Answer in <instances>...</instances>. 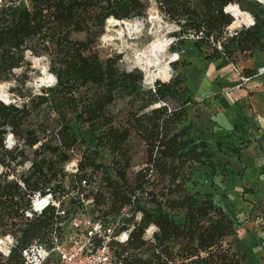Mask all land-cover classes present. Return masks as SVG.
Returning <instances> with one entry per match:
<instances>
[{
  "label": "trees",
  "instance_id": "16d2710c",
  "mask_svg": "<svg viewBox=\"0 0 264 264\" xmlns=\"http://www.w3.org/2000/svg\"><path fill=\"white\" fill-rule=\"evenodd\" d=\"M242 1L155 4L162 17L177 26V44L202 33L193 46L207 60L221 61L218 68L233 65L242 76L253 78L257 70L248 64L256 53L264 55V8L251 10L255 26L222 41L226 28H236L225 8ZM150 5L148 0H0V98L4 83L14 82L13 93L21 86L16 71L28 76L31 58H45L56 82L37 95H22L21 105L0 100V161L5 165L7 158L20 159L21 165L30 159L27 151L32 152L33 168L22 176L31 191L62 176L74 150L83 151L78 161L82 174H98L104 168L97 162L99 153L105 149L111 167L97 177L95 210L104 218L128 212L125 225L133 230L116 252L123 264H244L246 254L233 249V219L211 194L189 187L195 170L215 162L207 143L197 140L187 124V107L197 105L187 78L176 72L170 80L167 71L158 76L163 82L147 87L141 71L120 68L121 56L103 60L99 55L100 39L110 36L106 29L112 34L120 23L144 19ZM110 18L119 22L108 26ZM236 54L244 62L242 68L233 59ZM173 68L177 71L178 64ZM7 128L22 143L16 154L4 148ZM139 147L144 167L133 172ZM26 201L27 192L17 182H0V228L20 237V246L0 264H23L22 248L34 238L44 241L50 230L48 216L22 220L19 211ZM103 206L107 210L101 212ZM151 226L157 231L148 240L145 234Z\"/></svg>",
  "mask_w": 264,
  "mask_h": 264
},
{
  "label": "rangeland",
  "instance_id": "374dc122",
  "mask_svg": "<svg viewBox=\"0 0 264 264\" xmlns=\"http://www.w3.org/2000/svg\"><path fill=\"white\" fill-rule=\"evenodd\" d=\"M148 1L151 5L145 13L144 19L120 23L117 27L119 32L116 31V34H109L106 29V35L117 36L119 33L122 36L120 35L119 39L115 41H110V36L101 38L98 45L99 55L103 60L121 56L120 68L122 70L137 69L141 71L144 74L143 83L147 87L154 86L156 82H163L158 79V76L166 73L169 68L174 71L172 77L169 74L170 80L176 72H181L187 78L190 94L197 102L196 106L189 105L187 107V124L191 125V132L197 140H203L207 143L210 152L213 153V162H215L214 165L195 170L189 187L193 191L198 190L201 193L211 194L214 202L233 219L237 228L236 243L233 249L241 254H246L244 264H264V132L253 133L250 129H246V123L242 120L234 124L232 133L229 131V135L226 134L227 132L224 133L220 125L218 111V108L221 109V105H223L222 94L218 93L217 86L219 81L223 82L229 73L217 75L215 78V74H213L214 61L207 60L206 54L197 51L190 39H185L182 45L177 44V40L173 37V33L178 30L177 26L162 17L155 0ZM239 7L242 11L252 15V9L254 11L260 10L264 8V5L257 0H243ZM234 12H238L237 9ZM148 15H155L159 18L150 20ZM160 40L168 44L163 65L171 56H175L176 59L179 54V59L171 62L167 68L156 69L154 67L145 70L143 64L145 61L140 55L145 51L147 52L152 43ZM205 51L209 52L208 49ZM233 59L240 68L244 66L239 54H236ZM31 61L32 71L29 72L28 76L24 77L21 70L16 71V80L21 86L16 88L15 93L12 92L14 82L3 84L2 98L6 103L16 102L17 105H21L22 95L28 98L39 94L43 87L55 86L56 82L49 77L51 73L47 60L45 58H31ZM174 64H178L177 71L173 68ZM257 65L259 64L257 63ZM150 74L154 79L153 81L147 77ZM210 77L215 78L213 85L210 84ZM38 81L41 82V85L37 84ZM207 89L209 90L207 96H202V91ZM202 104L203 108L201 107ZM239 105L241 108L239 109L240 114H238L242 118L247 115L252 116L253 111H258L264 115V96L247 98L240 101ZM251 107L254 110H251ZM84 140L87 143L91 141L87 135H84ZM82 152L81 150H74L71 153V161L80 160L83 155ZM136 152L133 172L144 167L142 148L139 147ZM27 153L32 159V152L27 151ZM111 160L110 153L101 149L97 162L102 164L104 168L95 174L98 180H100L105 169L111 167ZM101 185L100 181L102 189ZM106 210V206H103L101 212Z\"/></svg>",
  "mask_w": 264,
  "mask_h": 264
},
{
  "label": "built area",
  "instance_id": "2783aa9c",
  "mask_svg": "<svg viewBox=\"0 0 264 264\" xmlns=\"http://www.w3.org/2000/svg\"><path fill=\"white\" fill-rule=\"evenodd\" d=\"M231 5L225 8V12L230 16L232 15L227 10ZM237 7L240 9L239 5ZM246 13L252 18L250 24L234 29L229 26L223 34V42L237 36L242 30L255 26L254 17ZM201 37L202 33L190 34L185 39L195 41ZM216 47L222 51L221 43ZM177 57L178 60L179 54ZM232 69L239 76L238 88L251 81L252 78L242 76L235 66L232 65ZM263 75L264 66H261L254 77ZM4 103L11 104L5 101ZM3 145L6 151L15 154L16 149L22 147V143L9 128L4 134ZM19 161L20 159L16 161L7 158L5 165L0 161V182H17L21 190L27 192L26 204L19 211L25 223L43 216H48L51 221L44 241L34 238L22 248L23 264H123L116 252L119 246L126 245L130 240L133 228H127L125 225L129 215L124 210L116 218H104L95 210V198L98 193L95 174L83 175L78 167L79 160H73L63 166V175L58 179L42 188L29 191L22 176L30 174L33 168L32 159L21 165L18 164ZM141 217L139 213L136 219L139 221ZM156 231L157 228L151 226L146 231L145 239L152 240ZM18 246L20 237L14 232L0 228V260H8Z\"/></svg>",
  "mask_w": 264,
  "mask_h": 264
},
{
  "label": "crops",
  "instance_id": "0c3cea01",
  "mask_svg": "<svg viewBox=\"0 0 264 264\" xmlns=\"http://www.w3.org/2000/svg\"><path fill=\"white\" fill-rule=\"evenodd\" d=\"M214 63L215 69L213 74H215V78H217V75L229 73L227 76L228 78H224L223 82L219 81L220 84L218 83L217 86L219 90L218 93L222 94L221 100H224L223 105H221V109L218 108L221 123L220 125L222 130H224V133L227 132L226 134H228V131L229 133H232L234 124L242 120H244V123H246V129H250V131H253V133L257 131L264 132V115L260 114L258 111H253L252 116L247 115L244 118L239 115V109L241 108L239 105L240 101L251 97L255 98L257 96H264V75L253 77L247 85L238 88L239 76L233 71L232 67L229 66V64H226L223 67L218 68V65L221 64V61L215 60ZM257 63L259 65H257ZM261 66H264V55L256 53L254 60L249 62L248 67L257 70ZM214 77H210L211 85L214 83ZM208 93V89L203 90L201 95L205 97ZM201 107L203 108V104ZM251 110L254 109L251 107Z\"/></svg>",
  "mask_w": 264,
  "mask_h": 264
},
{
  "label": "bare ground",
  "instance_id": "6f19581e",
  "mask_svg": "<svg viewBox=\"0 0 264 264\" xmlns=\"http://www.w3.org/2000/svg\"><path fill=\"white\" fill-rule=\"evenodd\" d=\"M261 3L264 4V0H257ZM234 9H237L238 12H234L233 10ZM233 17H234V20L236 22V28L242 26V25H248L250 24V22L252 21V18L251 16H249L246 12L242 11L241 9H239L237 7V5H231L230 7H228V10H227ZM150 20H157L159 17L155 16V15H152L149 17ZM134 21V20H133ZM132 21V22H133ZM136 21V20H135ZM139 21V20H138ZM117 23V22H116ZM138 24V23H137ZM137 26V25H136ZM126 28V27H125ZM139 28V27H138ZM116 31L117 29H115L112 33L113 34H116ZM131 31V30H130ZM138 31V30H137ZM119 32V31H117ZM125 34V33H124ZM123 34V35H124ZM121 34L117 33V36L115 35H110V38L109 40L110 41H115L117 39H119L118 37H120ZM122 36V35H121ZM168 42V41H167ZM170 45V44H169ZM167 47H168V44L165 42V41H158V42H154L150 45L149 47V50L144 53H142V55H140V57L142 56V59L145 61L143 64L145 65L144 66V69L145 70H148L149 68H156V69H159V68H167V66L173 62V61H176L177 58L175 59V56H169L170 58L168 59V61H166L165 65H163V58H164V54L167 53ZM168 57V56H167ZM166 57V58H167ZM168 73L170 75L173 74V70L172 69H168L167 70ZM49 77L54 80L55 82V79H54V76L49 74ZM149 78H151L150 80H154L153 77L151 76H147ZM148 81V80H147ZM3 99V98H2ZM4 100V99H3Z\"/></svg>",
  "mask_w": 264,
  "mask_h": 264
},
{
  "label": "water",
  "instance_id": "95a60500",
  "mask_svg": "<svg viewBox=\"0 0 264 264\" xmlns=\"http://www.w3.org/2000/svg\"><path fill=\"white\" fill-rule=\"evenodd\" d=\"M116 22H119V21H117V20L114 19V18H110V19H108L107 24H108V26H109V25H113V24H115ZM37 84H38V85H41V82L38 81ZM1 101H3V100H1ZM3 102H4V101H3Z\"/></svg>",
  "mask_w": 264,
  "mask_h": 264
}]
</instances>
